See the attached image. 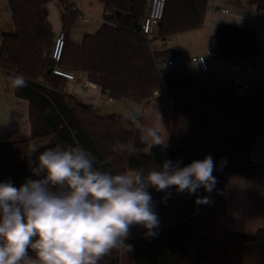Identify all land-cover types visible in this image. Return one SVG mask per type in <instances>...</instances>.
<instances>
[{"label": "trees", "instance_id": "obj_1", "mask_svg": "<svg viewBox=\"0 0 264 264\" xmlns=\"http://www.w3.org/2000/svg\"><path fill=\"white\" fill-rule=\"evenodd\" d=\"M50 1L7 0L12 27L0 33V69L10 79L14 95L28 103L30 133L0 141V182L11 180L19 187L25 178H36L29 171L26 153L32 142L45 147L80 145L97 157L96 168L113 174L146 170L165 160L180 161L183 167L210 155L216 163L213 175L217 180L212 192L201 187L195 194L177 193L174 186L159 192L179 201L178 219L156 229L154 237H145V229L133 226L125 241L133 250L114 249L98 264H122L129 253L133 264H264V229L253 235L229 231L224 196L227 173L246 179L254 175L249 157L253 143L264 134V83L240 95L233 80L202 79L199 71L185 74L181 67L158 69L156 58H178L180 52L155 51L151 39L141 34L149 0H98L103 21L95 32L85 33L80 43L70 39L80 14L74 1L56 0L65 34L58 67L85 73L89 83L113 100L146 105L157 95H170L173 144L152 146L142 139L139 126L129 116L97 113L93 106L65 92L67 78L50 71L57 35L45 12ZM208 1L165 0L157 37L167 41L201 27ZM248 1L264 11V0ZM208 49L220 60L234 63L254 60L259 44L253 30L220 24L208 39ZM16 74L25 77L26 87L15 86L11 77ZM116 140L133 144L137 155L114 153ZM201 197H208V202L196 203ZM30 256L36 258L34 252Z\"/></svg>", "mask_w": 264, "mask_h": 264}, {"label": "clouds", "instance_id": "obj_2", "mask_svg": "<svg viewBox=\"0 0 264 264\" xmlns=\"http://www.w3.org/2000/svg\"><path fill=\"white\" fill-rule=\"evenodd\" d=\"M11 79L17 88L27 86L22 74ZM145 139L166 146L158 129L148 128ZM112 151L138 153L119 140ZM26 153L36 178H25L19 187L11 180L0 182V264H98L114 249L128 253L133 246L125 241L133 226L145 229V237L157 235L159 217L149 188L168 192L174 186L177 193L195 194L202 187L210 193L217 183L210 155L183 167L165 160L146 170L113 174L96 168L97 157L80 145L32 142ZM207 202L208 197L196 201Z\"/></svg>", "mask_w": 264, "mask_h": 264}, {"label": "crops", "instance_id": "obj_3", "mask_svg": "<svg viewBox=\"0 0 264 264\" xmlns=\"http://www.w3.org/2000/svg\"><path fill=\"white\" fill-rule=\"evenodd\" d=\"M73 1L76 9L79 11L78 0L77 3L76 0ZM222 8L227 9L228 12H221L220 9ZM61 11V5L56 0L48 2L45 6L48 22L52 26L55 35L58 34L59 29L61 28ZM103 14L104 10L102 7L101 21H103ZM78 18L76 23L80 22V15ZM81 19L83 22H86L85 24L88 23L85 17H82ZM220 24L248 28L255 32L259 44V51L257 57L252 60L254 72H250L247 69L248 61L227 63L220 60L217 56L207 54L209 50L208 39ZM4 25L5 29L2 28ZM11 27V13L7 0H0V33ZM173 36L177 37L178 44L174 45L173 43L171 48L180 52V56L174 58L176 64L173 65V69H179L181 67L187 71L198 72L199 66L196 62L192 63L191 58L195 55H204L207 64L210 67L215 68L217 72L248 85V88L244 89L238 83V88H240L238 90H243L240 95L257 89L259 87L257 82L259 80H264V11L256 9V7L251 5L248 0H209L205 11L203 25L199 28L177 33ZM77 42L78 41L76 40L75 43ZM151 48L155 51L164 50V47L159 48L151 46ZM166 48L168 49L170 47ZM190 63L194 65L191 66ZM75 75L77 78L81 79H85L86 77V74L82 72H77ZM77 78L75 83L78 82ZM97 89L100 90L98 86ZM86 104L93 105L91 101ZM135 104L136 106L133 105V108L139 106L138 111H141L140 114L150 106L149 103L144 105V107L141 104ZM102 108L103 109H100L99 111L97 108L93 107V109L99 114L115 113L110 112L112 109L109 107V104H106L105 107ZM133 108L131 110H134ZM138 119L139 121L141 120L140 115L138 116ZM29 133L30 123L28 119V103L26 100L14 95L10 79L0 69V141L25 138ZM249 158L255 166L254 175L251 178L246 179L232 173H227L224 183V196L226 201V228L232 232L253 235L258 229H264V134L253 143ZM150 189L151 188H149V192L153 199L158 202V204H154V206L165 208L164 211L166 214V208H168L167 200L172 197L169 199L165 197L166 199L163 201L155 195V192H153L154 190L151 191ZM163 212H159V219L164 216ZM164 220V226H167L169 223H166L165 218ZM31 259L36 258L31 257ZM22 264H28V262L24 261ZM122 264H133L131 253L124 258Z\"/></svg>", "mask_w": 264, "mask_h": 264}, {"label": "rangeland", "instance_id": "obj_4", "mask_svg": "<svg viewBox=\"0 0 264 264\" xmlns=\"http://www.w3.org/2000/svg\"><path fill=\"white\" fill-rule=\"evenodd\" d=\"M77 3V0H76ZM78 7L80 11V17H85L87 19L86 22H83L80 18V22L76 23V25L73 27L70 33V39L72 42L75 43L77 40V43H80L82 40V36L86 32H95L101 25L102 21V6L98 2V0H78ZM83 12V13H82ZM58 17V15H57ZM48 20V19H47ZM79 21V18H78ZM6 25V24H5ZM5 25L2 26L3 29H5ZM51 26V25H50ZM52 28V26H51ZM53 30V28H52ZM61 31V28L59 29V32ZM158 31L154 34V36H150V46L152 47H164V49H167L166 47H170L174 43V45L178 44L177 37L173 36L172 38L165 41V44H162V41L160 38L157 37ZM74 38V40H73ZM191 61V60H190ZM193 63V61H191ZM191 66H193L190 63ZM174 66L168 67L167 69H172ZM76 76V75H75ZM77 78V77H76ZM79 82L83 81L86 83V86L83 87L80 85V83H72L67 82L65 86V92L74 95L78 100L88 103L89 101L92 102V106L94 108H97L99 111L100 109H103L102 107H105L106 104H109V107L112 109L110 112H115L117 115L121 116H128V115H135L136 116V122L135 126H139L141 137L142 139H145V135L148 128H155L158 129L159 134L162 138L166 139V144L171 145L173 142H170V123L168 119V115L170 114L171 107H172V100L168 93H163L161 95H157V97L153 98L149 104V108L145 109L143 113L140 114L138 111L139 106L137 108H133V105L136 106L135 103L126 101V100H112L108 96L101 94L100 90L97 89V85L89 83L85 77V79L77 78ZM240 88L236 87V91L240 94L243 92V90H238ZM143 107L144 105L141 104ZM146 107V106H145ZM134 110H131V109ZM106 109V108H105ZM109 112V113H110ZM141 116V120L139 121L138 116ZM1 139V138H0ZM171 143V144H169ZM151 191L155 192V195L161 200H165L166 198L171 199L167 200V213L165 214V211L163 207H155L154 209L157 214L159 212H163L164 216L159 219V227H163L166 223H171L174 220L178 219L177 211L179 208V201L172 195V196H160L159 192L154 188L150 189ZM166 197V198H165ZM166 202V201H165ZM126 256V255H125ZM245 258V257H244Z\"/></svg>", "mask_w": 264, "mask_h": 264}, {"label": "built area", "instance_id": "obj_5", "mask_svg": "<svg viewBox=\"0 0 264 264\" xmlns=\"http://www.w3.org/2000/svg\"><path fill=\"white\" fill-rule=\"evenodd\" d=\"M164 6H165V0H149L148 6L146 8L147 15L145 16L144 20L140 24V32L145 37L149 38L150 36H154L156 31H158L157 29H158L159 22L163 16ZM220 11L223 13L228 12V10L225 8L220 9ZM161 41H162V44L166 43L165 40L161 39ZM64 43H65V34L61 30L55 36L54 42L52 45L51 57L54 61V66L51 67L50 71L53 74L67 78L70 82L75 83L77 80H76V76L73 72L67 71V70L62 69V68L57 66V63L60 61L61 56H62ZM207 54L215 56V54L213 52H211L210 50H208ZM191 60L198 64L199 72L201 73L202 79L213 78V79H221L223 81L233 80L235 83H237V84L239 83V85H241V87H243L244 89L248 88V85L246 83L232 79V78H229L226 75L217 72L215 68L210 67L207 64V61H206V58L204 55L192 56ZM175 64H176V61L174 58H170V59H164L161 57L156 58V65H157L158 69H160V70H165L168 67H171ZM247 64H248L247 69L250 72H254V65L252 64V61H248ZM185 74H188V71ZM78 83H80V85L83 87L86 86V83L83 81H81V82L78 81ZM262 83H264V80H259L257 82V84L259 86H261ZM129 118L132 122H136V116L135 115L129 116ZM153 201H154L155 205L158 204V202L156 200L153 199Z\"/></svg>", "mask_w": 264, "mask_h": 264}]
</instances>
